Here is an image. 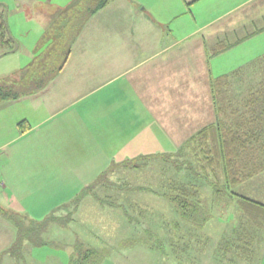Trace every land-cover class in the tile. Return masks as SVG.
I'll return each instance as SVG.
<instances>
[{"label":"crops","instance_id":"0c3cea01","mask_svg":"<svg viewBox=\"0 0 264 264\" xmlns=\"http://www.w3.org/2000/svg\"><path fill=\"white\" fill-rule=\"evenodd\" d=\"M262 33L264 0H109L85 20L63 68L44 89L0 103L21 102L20 112L8 109L11 127L0 134V209L42 227V233L57 223L73 240L55 245L69 251L75 240L84 243L73 225L109 255L116 250L111 234L119 235L117 249L136 240L134 225L153 219L129 220L127 210L138 212L135 194L147 188L137 185L133 174L139 171L121 163L175 153L214 122L210 80L249 67L264 56V48L246 64L221 61V56ZM221 42L237 43L211 56ZM115 167L120 172L112 171ZM106 194L119 195L120 202L101 196ZM238 199H229L234 205L229 224L209 218L197 229L177 214L164 218L161 226L173 255L159 252L163 259L170 264H264V209L253 208L258 216L251 219L243 210L251 207ZM214 207L211 192L208 208ZM69 209L65 220L57 216ZM113 214L118 219L112 224L107 217ZM17 231L0 215V257ZM224 232L226 239L220 240ZM228 238L236 243L227 246ZM203 240L210 243L208 251ZM4 257L2 262L10 259Z\"/></svg>","mask_w":264,"mask_h":264},{"label":"trees","instance_id":"16d2710c","mask_svg":"<svg viewBox=\"0 0 264 264\" xmlns=\"http://www.w3.org/2000/svg\"><path fill=\"white\" fill-rule=\"evenodd\" d=\"M108 2L109 0H96L93 6H89V0H81L76 7H73L75 11L70 15H63V13L62 20H67L69 23H66V27L58 26L60 28L58 32L60 43L57 46L49 47L45 58L38 61L35 69L32 68V70H37V73L33 74L31 71L25 74V78L19 83L21 92L16 93L10 83L0 80V103L15 101L22 96L44 89L51 77L61 71L69 56L70 48L62 62L55 66L57 56L61 55V49L67 46L65 40L67 37H69L68 39H75L77 32L85 22L74 19L78 17L87 19L105 7ZM58 25H63V22L60 21ZM49 32L50 30L47 33ZM5 34L6 26L0 15V43L5 38ZM237 42L218 43L212 49L211 56L224 52ZM250 82H254V84H251L249 90L244 94L241 93L244 85ZM210 93L214 122L193 134L175 153L137 157L121 163V167L141 171L151 162L164 163L173 169L177 177L179 174L188 173L192 180L201 181L212 192L214 202L216 198H223L225 193L228 194L227 199L238 197L240 202L247 203L251 207L249 209L243 208V210L246 216L253 219L258 214L257 212L254 214L252 209L255 207L264 209V205L236 195L229 189L264 171V56L249 67L239 69L232 75L211 79ZM237 97L245 99L241 102L242 104L236 105L234 103V99ZM175 179L170 181L169 191H163L166 193H161L159 196L169 202L175 213L186 220L191 228H203L211 216V211L206 204L207 201L199 198L197 187L194 184L177 183ZM0 215L15 223L18 230L15 242L0 257L1 264L4 255L14 259L19 256L18 251L21 249L24 239V235L21 236L20 227L26 219L3 209H0ZM127 217L129 220L132 219L130 216ZM17 219L18 222H15ZM173 226V229H177L176 224ZM26 229L24 232L26 234L35 231L36 235H40L43 228L30 222ZM145 233H147L146 230H144L143 236ZM141 236H138L136 240L126 241V245H141L160 251V244L157 241L150 239V237L142 239ZM29 242L33 243L34 247L42 245L41 240L38 241V239ZM103 251L107 252L106 250L99 251L87 248L83 251L81 258L78 259H75L74 254H71L69 264H91L92 262L93 264H100L103 255L106 254ZM101 253H103L102 256Z\"/></svg>","mask_w":264,"mask_h":264},{"label":"rangeland","instance_id":"374dc122","mask_svg":"<svg viewBox=\"0 0 264 264\" xmlns=\"http://www.w3.org/2000/svg\"><path fill=\"white\" fill-rule=\"evenodd\" d=\"M1 1L3 2L2 4H4L6 7L4 20H6L5 25L7 28V32L3 40L10 41V43L9 45H0V80L10 83V86H12L14 88V91L17 93L18 91L21 92L19 83L22 81V79L25 78V74H28L31 71L33 74L37 73V70H32V68H34L38 64V61H41L43 58H45L49 47H52L53 45L57 46V44L60 43L58 40V38L60 37V34L58 33L60 28H58V26L66 27V23L68 22L67 20H62V14L64 13L63 15H70L75 11L73 7H76L81 0ZM95 2L96 0H89V6H93ZM214 4V1H212V5ZM66 11L67 13H65ZM74 20H79L80 22H82L86 19L78 17ZM60 21L63 22V25H58ZM49 30L50 32L47 33ZM69 31L71 32L70 29ZM68 38L69 37H67V39L65 40V45L67 46L61 49V55L57 56L58 58H56L55 66H58L62 62L69 48L71 50L75 43L73 41L74 39ZM15 46L16 50L12 52L11 50L14 49ZM259 47L262 49L264 48V33L257 35L256 37L240 44L239 46H237V48L226 52L223 56H221L220 59H222L221 61L231 62H237L239 60L244 64L246 61L249 62L253 60V58H255L254 56H256L258 52H260L257 51ZM251 84L253 85L254 82H250L244 85L245 87L243 86L244 89L241 91V93L244 94L247 90H249ZM243 100L245 99L237 97L234 99V103L236 105H240L242 104L241 102ZM12 106L15 108H10ZM9 108L12 111L17 110L16 112H20L21 102H18V104H0V134H6L8 129L11 127L8 119ZM111 169L112 171H119L118 169H116V167ZM133 175H137V185H143L147 189H145L146 193L138 191V193L135 194L137 195V198L136 201H133V205L138 208V212L127 210L128 216L135 218L134 220L136 221H145V215L148 216L147 218L153 219V222L144 225H134V229L138 230V234L139 236L142 235V239H147L150 237V239L157 241L160 244V251H158L157 253L156 250L151 251L146 248H130L126 245L125 242L122 243L123 245L119 247V249L121 250H119L117 249L119 235L111 234L110 236H108L109 240H111L112 242L110 243V246L116 250L112 251L111 255H109L110 251H103L106 254L105 256L103 255L100 264H170V261L166 262L159 253L162 252L163 255H173L172 249L168 247L169 243L166 244V241H168V236L167 234L166 236L164 235L161 223L163 219L168 216L171 218L175 217L176 213L173 206L169 204L165 199L161 198L159 194L166 193L170 181L174 180L175 178L177 183L194 184L197 187L199 198L207 201V205H209V196L211 192L209 193L210 190L205 187L201 181H198L196 179L192 180L188 173L179 174L178 177L175 176L173 169L161 162H151L149 166L139 171L138 174ZM105 180L114 181L113 178L109 177L105 178ZM243 183L249 185L248 188L246 186H244V189L239 186H232L229 190L237 195L246 196L250 200L256 201L260 204H264V171ZM162 187L164 190H162ZM150 190L154 191L155 194H151ZM225 194L223 195V198L215 199V207L213 210H211L212 215L210 216V218L213 219V221L218 222L219 225H221L222 223L229 224L230 220L232 218L234 219V213H232L234 205L229 201V199H227L228 194ZM135 195L132 194V199L135 198ZM101 196H106L107 198L111 196L114 198L115 202H120V199L118 198L119 195L106 194ZM142 205L144 206V209L142 208ZM69 211L71 210L69 209L60 212L58 211L59 213L57 216L61 217L62 219H64L65 217L67 218V214H69ZM113 215L114 216H111L109 218L107 217L108 221L112 224L115 223L118 219V214ZM141 216L143 219L140 218ZM101 220L104 219L101 218ZM15 222H18V219L15 220ZM26 227L27 224L25 223L21 224L20 227L21 236L23 237L24 235V239L22 240L21 249L18 251L19 256L17 257V259L11 257L8 260H4L2 264H69V257L71 256V254H74V256L76 257L75 259H78L81 258L83 251H85L88 247H92L95 249L96 247L101 246V243L95 239L89 242L85 241V234L81 233V227H79L78 225H73L71 229L73 230V232L80 236L84 243H81L80 241L76 242L75 240V242L72 243L74 246L72 245L73 248L71 247V251H69L67 247L55 245V243L62 244L68 240H73L72 234L67 230H63L58 226L57 223L50 226L46 232L40 235H36L35 231L31 232L30 234L24 233L25 230H27ZM230 227V230L233 227H236V220H234L233 224H230ZM124 228H122V230H125ZM206 228L208 230L210 226L208 225L206 226ZM222 228L224 229L225 227ZM218 229L220 230L221 227L218 226ZM144 230H146L150 235L145 233L143 236ZM124 234L128 235L127 232ZM219 236L220 240L226 239L225 232L223 234L220 233ZM228 237L230 238L231 236ZM232 237L233 239L235 238L234 235H232ZM229 238L226 241L227 246V243H236V241L233 242L232 240H229ZM36 239H38V241H42L41 246L34 247L35 245L29 242L36 241ZM200 241H202L201 238ZM68 244L69 243H66V245ZM213 245L214 244L211 245V249L217 250L216 244L214 245V247H212ZM202 249L204 251H208L210 249V243H206L203 240ZM234 252V249H230V256H232ZM102 254L103 253H101L100 255L102 256ZM4 259H6V257H4ZM91 264H93V262Z\"/></svg>","mask_w":264,"mask_h":264},{"label":"flooded vegetation","instance_id":"af4514ba","mask_svg":"<svg viewBox=\"0 0 264 264\" xmlns=\"http://www.w3.org/2000/svg\"><path fill=\"white\" fill-rule=\"evenodd\" d=\"M3 2L0 0V15L2 16L3 18V21H4V25L6 24V20H4L5 18V14H6V7L4 4H2ZM6 26V25H5ZM6 32H7V28H6ZM10 41H2L0 45H4V44H7L9 45ZM13 52V49L11 50Z\"/></svg>","mask_w":264,"mask_h":264},{"label":"built area","instance_id":"2783aa9c","mask_svg":"<svg viewBox=\"0 0 264 264\" xmlns=\"http://www.w3.org/2000/svg\"><path fill=\"white\" fill-rule=\"evenodd\" d=\"M2 186V182H1V180H0V187Z\"/></svg>","mask_w":264,"mask_h":264},{"label":"water","instance_id":"95a60500","mask_svg":"<svg viewBox=\"0 0 264 264\" xmlns=\"http://www.w3.org/2000/svg\"><path fill=\"white\" fill-rule=\"evenodd\" d=\"M16 50V46H15V48L13 49V51H15Z\"/></svg>","mask_w":264,"mask_h":264}]
</instances>
